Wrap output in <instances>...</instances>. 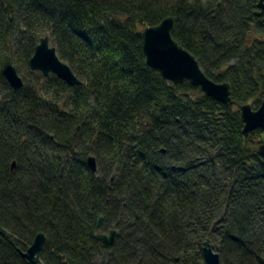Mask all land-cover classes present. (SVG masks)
Wrapping results in <instances>:
<instances>
[{"label":"trees","instance_id":"16d2710c","mask_svg":"<svg viewBox=\"0 0 264 264\" xmlns=\"http://www.w3.org/2000/svg\"><path fill=\"white\" fill-rule=\"evenodd\" d=\"M258 2L0 0V63L23 81L0 73V264H31L40 233L36 264H204L207 240L220 264H264V135L239 111L264 98ZM166 18L229 103L146 66L141 32ZM43 37L81 85L30 70Z\"/></svg>","mask_w":264,"mask_h":264},{"label":"water","instance_id":"95a60500","mask_svg":"<svg viewBox=\"0 0 264 264\" xmlns=\"http://www.w3.org/2000/svg\"><path fill=\"white\" fill-rule=\"evenodd\" d=\"M257 7L261 12H264V0H259ZM172 29V18H166L155 26L143 29L141 39L146 66L174 85L189 81L193 86L198 87L205 96L222 104L229 103V85L227 83H215L207 78L197 60L172 38ZM29 68L41 73L44 77L53 74L68 86L81 85L69 66L59 59L56 49L50 44L48 37L39 40L29 60ZM0 73L11 89L19 90L22 88L23 81L6 54L1 59ZM239 111L243 123L242 135L244 138H247L249 133L255 130H260L264 135V98L256 110H253L249 104H244L239 106ZM258 153L264 162V143L258 147ZM86 162L90 170L95 173L97 166L94 157L89 156ZM14 166L13 163L12 169ZM101 223L102 218L100 217L97 221L98 228H100ZM117 235L115 230H110L108 234H96L95 239L106 246H110L114 243ZM44 244L45 236L41 233L37 234L31 246L22 253V258L31 264H36ZM202 257L204 264H220L217 249L208 240L202 244ZM62 258V256L59 257V259Z\"/></svg>","mask_w":264,"mask_h":264},{"label":"rangeland","instance_id":"374dc122","mask_svg":"<svg viewBox=\"0 0 264 264\" xmlns=\"http://www.w3.org/2000/svg\"><path fill=\"white\" fill-rule=\"evenodd\" d=\"M104 234H108V232H104Z\"/></svg>","mask_w":264,"mask_h":264}]
</instances>
